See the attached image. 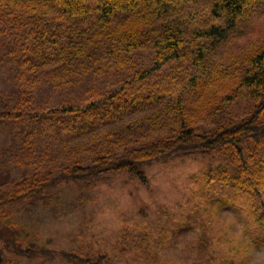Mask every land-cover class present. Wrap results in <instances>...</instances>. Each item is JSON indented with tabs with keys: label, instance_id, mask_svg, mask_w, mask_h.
<instances>
[{
	"label": "trees",
	"instance_id": "trees-1",
	"mask_svg": "<svg viewBox=\"0 0 264 264\" xmlns=\"http://www.w3.org/2000/svg\"><path fill=\"white\" fill-rule=\"evenodd\" d=\"M144 1L0 0V63L14 88L0 97L1 156L24 171L0 187V216L57 185L89 186L120 173L146 184L152 164L212 154L226 165L205 185L246 193L253 243H264V43L231 66L208 62L234 30L264 16V0ZM227 82L234 87L214 91ZM240 98L248 105L241 117L227 111ZM202 122L212 127L202 130ZM149 236L136 239L134 257L157 264ZM26 244L0 237V264L4 252L111 264L82 248Z\"/></svg>",
	"mask_w": 264,
	"mask_h": 264
},
{
	"label": "rangeland",
	"instance_id": "rangeland-1",
	"mask_svg": "<svg viewBox=\"0 0 264 264\" xmlns=\"http://www.w3.org/2000/svg\"><path fill=\"white\" fill-rule=\"evenodd\" d=\"M262 15L252 16L234 30L236 36L214 49L208 62L231 66L264 43ZM4 49L0 46V56ZM227 83L214 91L224 94L234 87ZM13 89L12 76L0 63V97ZM247 106L246 99L240 98L230 102L227 111L241 117ZM204 124L202 130L212 127ZM3 135L0 126V187L24 173L1 156ZM220 165H226L222 156L192 153L147 167L146 184L120 173L89 186L57 185L43 199L10 207L6 218L0 216L1 240H26L30 249L82 248L92 255L105 254L111 264H146L134 257V249L136 239L149 234L148 245L157 264H264V243H253L258 236L250 209L253 200L235 192L229 183L205 185ZM4 257L6 264H68L59 258H19L7 252Z\"/></svg>",
	"mask_w": 264,
	"mask_h": 264
}]
</instances>
